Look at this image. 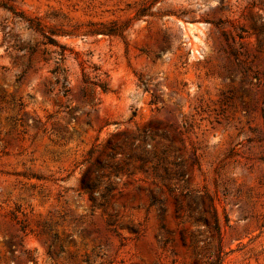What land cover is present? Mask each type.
Instances as JSON below:
<instances>
[{"label":"rangeland","instance_id":"obj_1","mask_svg":"<svg viewBox=\"0 0 264 264\" xmlns=\"http://www.w3.org/2000/svg\"><path fill=\"white\" fill-rule=\"evenodd\" d=\"M194 262L264 264V0H0V264Z\"/></svg>","mask_w":264,"mask_h":264},{"label":"trees","instance_id":"obj_2","mask_svg":"<svg viewBox=\"0 0 264 264\" xmlns=\"http://www.w3.org/2000/svg\"><path fill=\"white\" fill-rule=\"evenodd\" d=\"M215 229H216V231L221 233L220 223H219V220L217 218L215 219ZM194 264H197V262H194Z\"/></svg>","mask_w":264,"mask_h":264}]
</instances>
